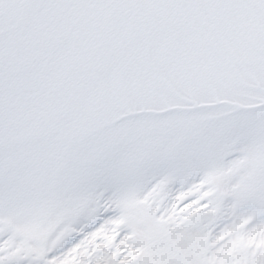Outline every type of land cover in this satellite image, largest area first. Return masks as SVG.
Listing matches in <instances>:
<instances>
[{"label":"snow or ice","instance_id":"1","mask_svg":"<svg viewBox=\"0 0 264 264\" xmlns=\"http://www.w3.org/2000/svg\"><path fill=\"white\" fill-rule=\"evenodd\" d=\"M0 264H264V0H0Z\"/></svg>","mask_w":264,"mask_h":264}]
</instances>
